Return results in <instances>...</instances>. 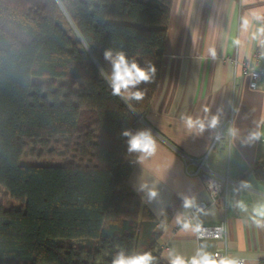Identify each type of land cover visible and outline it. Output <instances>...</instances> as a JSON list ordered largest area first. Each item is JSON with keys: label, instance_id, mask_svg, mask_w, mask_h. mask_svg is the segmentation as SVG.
I'll use <instances>...</instances> for the list:
<instances>
[{"label": "trees", "instance_id": "trees-1", "mask_svg": "<svg viewBox=\"0 0 264 264\" xmlns=\"http://www.w3.org/2000/svg\"><path fill=\"white\" fill-rule=\"evenodd\" d=\"M171 1L0 0V264H112L120 251L167 264L120 133L157 91ZM106 50L155 67L132 89L143 99L113 93ZM30 145L63 163L22 164Z\"/></svg>", "mask_w": 264, "mask_h": 264}, {"label": "crops", "instance_id": "crops-1", "mask_svg": "<svg viewBox=\"0 0 264 264\" xmlns=\"http://www.w3.org/2000/svg\"><path fill=\"white\" fill-rule=\"evenodd\" d=\"M245 59L264 65V0L171 1L159 85L138 117V129L151 131L156 150L126 158L128 185L156 219L159 255L167 264L170 250L187 262L197 250L212 256L217 249L243 264H264V217L253 211L264 204V88L249 86ZM218 109L217 127L202 135L181 120L210 118ZM253 131L262 135L245 142ZM210 179L226 186L225 199H211ZM150 189L157 192L151 200ZM185 196L208 203L197 224L225 221L224 240L197 238L195 223L184 229L177 222L192 208L183 206Z\"/></svg>", "mask_w": 264, "mask_h": 264}, {"label": "clouds", "instance_id": "clouds-1", "mask_svg": "<svg viewBox=\"0 0 264 264\" xmlns=\"http://www.w3.org/2000/svg\"><path fill=\"white\" fill-rule=\"evenodd\" d=\"M104 59L110 62L112 66L111 75L109 77L110 85L114 94H125L126 100L139 101L143 99L144 93L142 91L132 89L136 88L141 82H149L155 75V67L149 65L147 68L139 67L135 62H129L124 53L113 52L112 50H106L104 53ZM210 55L215 56L214 51H210ZM210 110L206 107L204 112L207 114ZM221 109H218V114L212 115L210 118L205 115L203 118L197 116H182L181 120L190 133L195 135H202L206 129H215L219 123V113ZM232 134L235 135V129H232ZM122 137L127 138L128 152H142L146 155H152L156 150V141L154 140L151 131L149 129H123L120 133ZM262 135L261 132L253 131L246 138L245 142H251L259 139ZM211 186V185H210ZM147 188V185H141V190ZM149 199L155 198L157 192L154 189L148 191ZM183 206L185 208H191L195 206V199L187 196L182 197ZM253 211L260 217H264V204H260L253 209ZM177 222L182 223L184 229L191 227L190 222L184 221L181 216L177 217ZM193 231L199 232L200 226L197 224ZM168 258L170 264H237L236 261H224L217 262L212 256L203 251L197 250L196 255L187 261L174 250L168 252ZM153 257L150 253H142L136 255H127L124 251L118 252L112 261V264H152Z\"/></svg>", "mask_w": 264, "mask_h": 264}, {"label": "built area", "instance_id": "built-area-1", "mask_svg": "<svg viewBox=\"0 0 264 264\" xmlns=\"http://www.w3.org/2000/svg\"><path fill=\"white\" fill-rule=\"evenodd\" d=\"M242 69L250 76L249 86L251 88H264V65H252L250 59H245L242 63ZM219 135L215 136L214 140H217ZM201 164V163H200ZM199 164V165H200ZM211 185V186H210ZM205 187L209 192L211 199L226 198L227 188L222 187L221 183L216 179H210L205 183ZM208 203L199 201L195 203V206L191 208L190 213L184 218V221L195 223L197 225V215L205 210ZM182 225V223H181ZM200 231L196 232L197 238H214V239H225L226 235V224L224 220L219 221L216 224H198ZM213 258L224 261H236L237 264H243V258L229 257L225 250L217 249L213 252Z\"/></svg>", "mask_w": 264, "mask_h": 264}, {"label": "rangeland", "instance_id": "rangeland-1", "mask_svg": "<svg viewBox=\"0 0 264 264\" xmlns=\"http://www.w3.org/2000/svg\"><path fill=\"white\" fill-rule=\"evenodd\" d=\"M36 81L41 83L44 81H50V79L39 77L36 78ZM59 81L67 82L66 80L60 78L56 80L57 83ZM20 162L26 165H61L63 163V159L61 157H51L44 150L42 151L38 146L34 147L30 145L25 149L24 153L22 154ZM84 244V241L80 240L69 243V245L73 246H79Z\"/></svg>", "mask_w": 264, "mask_h": 264}]
</instances>
